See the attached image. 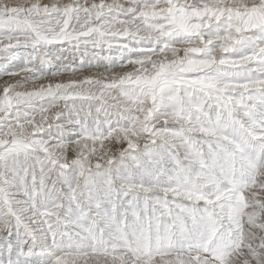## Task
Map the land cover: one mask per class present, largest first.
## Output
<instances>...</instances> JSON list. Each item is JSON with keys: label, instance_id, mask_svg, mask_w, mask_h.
<instances>
[{"label": "snow or ice", "instance_id": "6c2138e0", "mask_svg": "<svg viewBox=\"0 0 264 264\" xmlns=\"http://www.w3.org/2000/svg\"><path fill=\"white\" fill-rule=\"evenodd\" d=\"M0 264H264V0H0Z\"/></svg>", "mask_w": 264, "mask_h": 264}]
</instances>
